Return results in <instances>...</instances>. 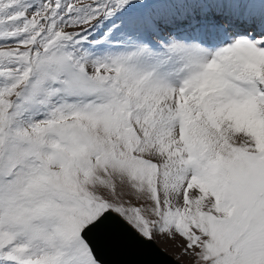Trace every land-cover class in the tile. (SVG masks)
<instances>
[{
  "label": "snow or ice",
  "instance_id": "6c2138e0",
  "mask_svg": "<svg viewBox=\"0 0 264 264\" xmlns=\"http://www.w3.org/2000/svg\"><path fill=\"white\" fill-rule=\"evenodd\" d=\"M264 264V0H0V264Z\"/></svg>",
  "mask_w": 264,
  "mask_h": 264
},
{
  "label": "water",
  "instance_id": "95a60500",
  "mask_svg": "<svg viewBox=\"0 0 264 264\" xmlns=\"http://www.w3.org/2000/svg\"><path fill=\"white\" fill-rule=\"evenodd\" d=\"M158 247V246H157ZM155 253L154 259L156 260L157 264H181L178 260H175L171 255L161 250Z\"/></svg>",
  "mask_w": 264,
  "mask_h": 264
},
{
  "label": "rangeland",
  "instance_id": "374dc122",
  "mask_svg": "<svg viewBox=\"0 0 264 264\" xmlns=\"http://www.w3.org/2000/svg\"><path fill=\"white\" fill-rule=\"evenodd\" d=\"M157 243H159V245H161L165 250H167L168 252H170L172 255H174L175 257H177L178 249H176L175 247H173L170 243H160L159 241Z\"/></svg>",
  "mask_w": 264,
  "mask_h": 264
}]
</instances>
